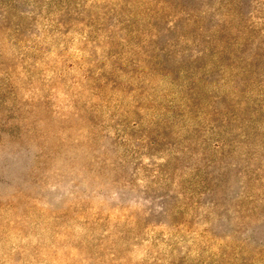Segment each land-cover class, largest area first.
<instances>
[{
  "label": "rangeland",
  "instance_id": "374dc122",
  "mask_svg": "<svg viewBox=\"0 0 264 264\" xmlns=\"http://www.w3.org/2000/svg\"><path fill=\"white\" fill-rule=\"evenodd\" d=\"M0 264H264V0H0Z\"/></svg>",
  "mask_w": 264,
  "mask_h": 264
}]
</instances>
